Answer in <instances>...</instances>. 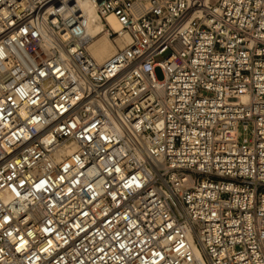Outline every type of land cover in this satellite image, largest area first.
<instances>
[{
    "label": "built area",
    "instance_id": "built-area-1",
    "mask_svg": "<svg viewBox=\"0 0 264 264\" xmlns=\"http://www.w3.org/2000/svg\"><path fill=\"white\" fill-rule=\"evenodd\" d=\"M79 1L0 0V264H264V0Z\"/></svg>",
    "mask_w": 264,
    "mask_h": 264
},
{
    "label": "bare ground",
    "instance_id": "bare-ground-1",
    "mask_svg": "<svg viewBox=\"0 0 264 264\" xmlns=\"http://www.w3.org/2000/svg\"><path fill=\"white\" fill-rule=\"evenodd\" d=\"M79 5H81L84 14L83 24L87 36L86 49L97 63H103L116 50L124 48L129 37L126 32H121L120 23L117 22L113 14H107L105 20L102 21L89 0H81ZM104 22L114 32H120V35L110 39Z\"/></svg>",
    "mask_w": 264,
    "mask_h": 264
},
{
    "label": "rangeland",
    "instance_id": "rangeland-1",
    "mask_svg": "<svg viewBox=\"0 0 264 264\" xmlns=\"http://www.w3.org/2000/svg\"><path fill=\"white\" fill-rule=\"evenodd\" d=\"M114 37V36H113ZM113 37H109L110 39H112ZM114 39V38H113ZM169 53V50L164 51V53L155 56V61H161L164 59V57ZM154 75L156 77L157 80H161L163 78V73H162V69L159 66H156L154 68Z\"/></svg>",
    "mask_w": 264,
    "mask_h": 264
}]
</instances>
